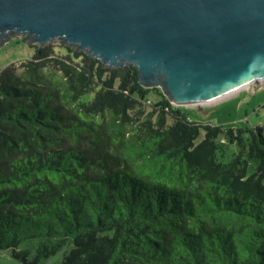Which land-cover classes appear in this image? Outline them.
I'll return each instance as SVG.
<instances>
[{
  "label": "trees",
  "instance_id": "trees-1",
  "mask_svg": "<svg viewBox=\"0 0 264 264\" xmlns=\"http://www.w3.org/2000/svg\"><path fill=\"white\" fill-rule=\"evenodd\" d=\"M263 129L193 120L134 64L37 46L0 69V248L23 264H264Z\"/></svg>",
  "mask_w": 264,
  "mask_h": 264
},
{
  "label": "water",
  "instance_id": "water-1",
  "mask_svg": "<svg viewBox=\"0 0 264 264\" xmlns=\"http://www.w3.org/2000/svg\"><path fill=\"white\" fill-rule=\"evenodd\" d=\"M16 35L134 64L178 106L264 79V0H0V46Z\"/></svg>",
  "mask_w": 264,
  "mask_h": 264
},
{
  "label": "rangeland",
  "instance_id": "rangeland-1",
  "mask_svg": "<svg viewBox=\"0 0 264 264\" xmlns=\"http://www.w3.org/2000/svg\"><path fill=\"white\" fill-rule=\"evenodd\" d=\"M59 43L67 44L62 40L55 39L47 42L42 47ZM37 46L36 42H28L20 35L11 37L0 46V69L4 68L11 62L32 56ZM81 50L87 51L86 49ZM150 98L152 100H157L159 95L152 93ZM180 107L188 110L189 115L193 120L202 123L219 124L223 125L225 128L244 127L247 125L264 126V79L260 80L258 83L239 89L220 101L197 106ZM204 136L205 132L202 130L198 141ZM218 141L223 147H226V153L224 156L219 152V156L222 159H229L232 153L238 149L237 144L229 142L225 132L220 134ZM38 240V238L25 240L20 243V247H29L33 254ZM12 252V248H0V264H23L13 256ZM60 257L61 253H58L50 257L44 264L59 260Z\"/></svg>",
  "mask_w": 264,
  "mask_h": 264
}]
</instances>
